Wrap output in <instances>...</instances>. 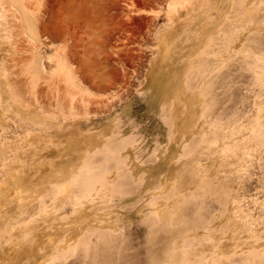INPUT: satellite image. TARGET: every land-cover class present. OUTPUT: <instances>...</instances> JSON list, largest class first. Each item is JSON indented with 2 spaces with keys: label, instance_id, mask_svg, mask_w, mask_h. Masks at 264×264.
Instances as JSON below:
<instances>
[{
  "label": "rangeland",
  "instance_id": "374dc122",
  "mask_svg": "<svg viewBox=\"0 0 264 264\" xmlns=\"http://www.w3.org/2000/svg\"><path fill=\"white\" fill-rule=\"evenodd\" d=\"M0 264H264V0H0Z\"/></svg>",
  "mask_w": 264,
  "mask_h": 264
},
{
  "label": "bare ground",
  "instance_id": "6f19581e",
  "mask_svg": "<svg viewBox=\"0 0 264 264\" xmlns=\"http://www.w3.org/2000/svg\"><path fill=\"white\" fill-rule=\"evenodd\" d=\"M179 4V3H178ZM187 5V4H186ZM182 6H184V5H182ZM184 9H185V6H184ZM174 11H175V8H174Z\"/></svg>",
  "mask_w": 264,
  "mask_h": 264
}]
</instances>
